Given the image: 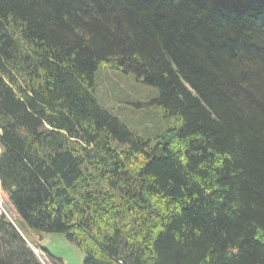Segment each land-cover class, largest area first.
I'll return each mask as SVG.
<instances>
[{
  "label": "trees",
  "instance_id": "16d2710c",
  "mask_svg": "<svg viewBox=\"0 0 264 264\" xmlns=\"http://www.w3.org/2000/svg\"><path fill=\"white\" fill-rule=\"evenodd\" d=\"M108 62L173 125L98 104ZM0 191V264H264V0H0Z\"/></svg>",
  "mask_w": 264,
  "mask_h": 264
},
{
  "label": "rangeland",
  "instance_id": "374dc122",
  "mask_svg": "<svg viewBox=\"0 0 264 264\" xmlns=\"http://www.w3.org/2000/svg\"><path fill=\"white\" fill-rule=\"evenodd\" d=\"M94 84L98 104L134 134L153 140L173 125L174 118L167 116L157 102L158 89L137 82L131 72L123 73L113 69L111 62L104 63L95 72ZM3 201L0 191V212L4 211L7 218L12 219ZM25 243L40 264H83V252L62 233H43L40 237V245L52 256L27 239Z\"/></svg>",
  "mask_w": 264,
  "mask_h": 264
}]
</instances>
